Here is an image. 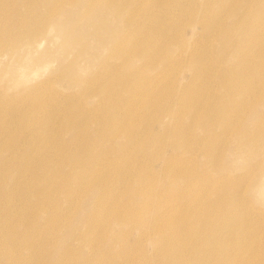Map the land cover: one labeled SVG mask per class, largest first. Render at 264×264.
Instances as JSON below:
<instances>
[{"label": "bare ground", "instance_id": "obj_1", "mask_svg": "<svg viewBox=\"0 0 264 264\" xmlns=\"http://www.w3.org/2000/svg\"><path fill=\"white\" fill-rule=\"evenodd\" d=\"M147 1L152 6V11L147 9L142 17L139 16L138 22L135 16L138 11L136 12V7L128 0H22L21 7L6 12L0 4V33L4 34L3 26L6 20L11 19L13 22L11 31L4 34L7 36L0 37V46L12 50L23 45L20 43H24L27 47L36 48L40 45L42 38L47 37L48 31L54 30L62 41L58 54L46 49L34 58V63L43 62V59L46 61L47 56L50 58L49 62L57 60L58 66L54 72L57 73V76L66 78L68 84L79 86L80 93L87 92L93 81L103 82L109 77L117 80L115 84L120 86L132 88L139 86L144 89L143 84L139 85L131 79L133 74L134 77H137V73H121L119 70V67L123 65L119 62L120 59L124 57L127 59L129 56V59L145 57L144 53L146 52L140 47H135V43H132L130 47L125 36L132 34V30L137 31L138 25H142L152 32V37L160 45H163L165 39L168 38V43H165V46H167L166 52L168 51V55L172 57L170 63L185 62L186 69H188L189 75L181 74L180 79L176 80L172 91L174 99L168 101L166 108L168 114L173 112L176 117L184 116L185 123H177V127H175L174 124L178 122L174 121L175 116H173L172 122L166 123V117L160 115L164 108H152V110H157L156 113L159 114L156 116L158 127L162 128L164 134H168L172 148L178 146L184 137L194 135V125H197L200 132L209 128H214L220 133L226 132L234 122L238 121L237 115L242 113L244 106L250 103L249 100H254L258 106L262 107L261 110L253 114L245 124L239 125L235 135L232 134L230 138L235 149L257 163L258 166L264 167V0H209V3L210 1L214 2L212 7H205L202 12L196 10L195 5L185 7L179 2L168 0ZM6 3L15 5L14 0H6ZM29 9L32 10L31 15L27 14ZM186 13L188 18L182 20L184 16L181 14ZM196 17L198 23H196ZM189 26L192 30L191 37L194 39L196 37L193 46L190 47L183 46V43H186L183 41V37L181 40L174 39L175 34L186 33L185 30ZM198 31L199 35H196ZM125 32L126 34L122 36V33ZM171 34V38L165 37ZM123 42L126 43V47L118 51L117 48ZM159 51L160 48H158ZM155 53V49L152 48L151 55L153 56ZM98 60H101L99 63L104 66V69L94 72L93 69L98 64ZM92 65H94L93 68ZM157 75L158 73L155 74V76ZM211 75L217 77V84L220 88L218 92L212 94L205 93L203 90V86H205L208 87V91H212V83L209 80ZM185 76H188L187 80H185ZM196 81L201 84V87L192 86ZM153 84H155L154 79H152ZM109 86L111 87V85ZM133 95L134 100L143 96L140 92H133ZM55 96H58V91L53 82H50L40 95L26 93L20 97V99L30 102V109L23 118L25 129H21V134L32 145L37 142L43 145L42 148L37 149L32 159L27 157L29 154H25V150L20 144L15 146V135L8 134L4 121H0V127H2L0 139L9 137L6 139L8 140L6 144H0V153L3 155L0 159V181L7 179L11 192L16 195L25 190L21 197L22 201H25L20 220L23 231L22 228L14 226L12 222L1 226L0 229L4 235L0 239V244L3 243L5 247L1 256L9 257L13 262L8 264H21L15 253L22 248L33 249L35 243L31 234L37 233L38 229L36 224H32V221L37 215L44 217L42 226L38 225L44 229V241L46 239L56 240L62 229L60 223L55 219L58 211L49 204L48 198L51 194L50 192L44 193V189L49 191L50 186L57 179L52 177L53 175L47 167L59 165L54 156L57 153L64 154V146L54 147L52 145L55 135L52 129H48L50 119L48 117L40 118L41 109L44 105L45 107L48 105L47 101L57 102ZM68 96L61 93L57 98L62 100L60 98L67 99ZM142 100H138L139 103ZM2 102L3 98L0 99V104ZM54 102L51 103L52 107L56 105ZM71 103L69 104L71 113L69 111L65 114V118L75 119V123H71L70 127L77 130L82 123L93 121L96 127L102 130L103 136L107 138L112 137L111 133L117 131L116 137L120 138L121 143L114 148L112 154L99 158L98 166L94 169L88 166L84 168L83 159L85 158L82 154L76 155L71 152L65 154L66 160H62L77 168V177H81L80 182L86 185L83 188L79 185L66 187L65 180L58 181L59 190L66 195L64 203L66 208L72 204L73 198L77 194L75 192H83L86 190L84 188L97 189L98 194L95 202L90 200L87 203L86 212L81 219L73 225L71 224L72 229L69 228L61 238L56 252L62 254V262L69 255L68 243L73 232L80 226H84V232L79 235V239L86 245L87 252L85 254L87 256L81 258L78 264H90L89 262L92 264H149L150 258L144 253L141 256H131V262L124 263L120 261V258L126 254L121 251L124 248L117 251L108 245V252L99 250L97 247V242L94 240L97 239V235L94 234L97 221L101 217H113L116 221L126 217L130 228L139 227L138 235L149 236L150 241L148 240L145 244L153 246L152 251L161 257L160 264H264V251H261L253 243L241 244L236 234L223 237L220 240L218 229H213V227L198 226L197 229L182 230L180 222L185 223L186 227L189 222H205L207 220L210 222L213 215L210 212L204 216L191 217L189 211L194 208L193 202L197 201L199 205L203 203V195L198 194L194 196L195 200L191 204L177 207L175 204H170L159 212L158 222L154 226L157 238L153 244L152 232L151 234L147 233L152 231V220L144 219L142 212L133 206H124L122 209L115 210L111 207L112 205L108 202L103 191L110 182L105 180V177H110L109 171L114 170L118 179H122V183H125L128 178L124 175L134 171L133 180L138 183L136 197L148 204V207L143 204L144 208H150L152 193L148 186L151 174L143 175L144 167H134L133 161L127 159V155L132 153L128 151L133 148L136 154L149 152L150 144L147 142L149 133L142 139L135 138V132L128 120L129 117L121 116L116 107L119 105L115 106L113 102H97L88 110V113L82 108L78 109L79 107L76 105L71 107ZM5 107L8 108L10 105L5 104ZM92 109H95L96 114L102 110L101 116H91ZM79 115L83 117H79ZM9 120L7 118L6 122ZM210 139V142L207 140L204 142L202 153L213 166L218 141L214 138ZM177 141L179 142L177 143ZM123 147L125 149H122ZM89 149L88 146H85L84 154H87ZM116 150L120 152L116 153ZM171 156L173 154L169 157ZM8 162L14 164L10 165ZM13 165L15 166L10 171L8 166ZM111 167V170L101 174L103 170ZM150 167L145 169L152 171V166ZM161 167L162 171L166 172L170 178V183L188 184L189 169L181 167L182 175L175 177L165 163ZM262 170L260 173L264 172ZM69 171L72 174V167ZM255 171L256 169H249L245 176L249 177ZM23 172L25 174L21 179ZM64 176L73 183L69 176ZM233 177L227 173L215 177L213 183L217 187L213 188L212 195L218 200L228 199L231 208L235 211L241 200L238 190L236 191L237 195L233 196L229 191V187L234 185L235 178ZM48 204L50 208H47ZM12 205L10 204L7 210ZM247 208L255 211V208L250 205ZM0 216L6 218L2 211H0ZM245 216L248 215L245 213ZM221 217L223 218L221 226H223L231 219L232 215L221 214ZM250 217L251 219L242 220L243 216H241L236 218L235 222L242 225L240 228H244L261 221V218L252 221L255 218L251 215ZM240 220L242 221L239 222ZM246 222L249 224H245ZM27 228L29 231L26 230ZM202 231L206 232H203L204 236L200 237L198 233ZM190 239H193L194 242H189ZM221 252L223 253L221 254ZM110 255H112V259L108 261Z\"/></svg>", "mask_w": 264, "mask_h": 264}, {"label": "rangeland", "instance_id": "obj_2", "mask_svg": "<svg viewBox=\"0 0 264 264\" xmlns=\"http://www.w3.org/2000/svg\"><path fill=\"white\" fill-rule=\"evenodd\" d=\"M15 5L6 3V0H0V4L3 7V10L12 11L22 6V0H14ZM131 4L136 7V19L138 22L139 16L142 17L147 9L152 11V6L149 5L147 0H128ZM179 2L182 6L188 7L195 5L194 7L199 12H202L205 7H212L213 1L209 0H168ZM5 5H4V4ZM36 10L34 9V12ZM27 14H32V10L29 9ZM199 14V13H198ZM182 20L188 18V14H184ZM198 16V15H197ZM196 23H198V18L196 17ZM13 27V22L11 19L6 20L5 25L3 26L4 34H7L11 31ZM139 28V29H138ZM135 29V27H132ZM146 30V31H144ZM138 31V32H137ZM136 30H132V34L125 35L122 33V36L125 35L127 41L130 44L135 43V47L142 48L146 53L145 57L142 59L130 58L120 59L121 65L119 70L121 73L134 72L138 76L134 77L132 75V81L137 84H143L144 89H141L139 86L132 88L130 86H120L115 84L117 80L112 77H109L105 81H93L92 85L87 89L85 93H80L81 90L79 86H74L68 84L66 78L57 76V73L54 72V69L58 66V61H50V58L47 56L46 61L43 59L38 63H34V58L42 54L44 50L48 49L54 54H58L59 45L62 42L61 38L55 34L54 30H49L47 37L42 38L40 45L36 48L27 47L24 43L18 48L8 49V47L0 46V99L3 98V102L0 104V121H4L5 129L8 134L15 135V146L19 144L25 150V154H29L27 157L32 159L37 149L42 148V144L37 142L32 145L25 137L21 134V129L23 127L24 117L26 112L29 111L30 102L25 99H20L26 93L39 94L44 90L45 86L53 82L55 89L58 91V96L60 97L61 93L69 95L67 99L60 98L59 100L55 96L57 102L52 100L47 101L48 105L41 109L40 118H49L50 126L48 129H52L54 133L53 143L54 147H63L64 154L57 153L54 156L55 161L59 163L57 167H47L48 171L52 173V177L57 178L54 180L50 186V190L44 189V193L50 192L51 196L49 199V204L54 206L58 211L55 219L61 225V230L59 231V236L56 240L44 241L43 234L44 229L42 223H44V217L42 215H37L32 224H36L38 229L37 233L33 232L31 237H33L34 246L32 250L22 248L17 251L15 254L20 260L21 264H78L81 258H86L87 248L82 240L80 241L79 235H82L84 232V226H80L73 232L68 248L69 255L66 257L64 262H62V254H57L56 249L58 247L61 238L64 233L70 228L72 229L73 223L78 222L83 214L86 212V205L89 201H94L97 198V192L94 188H84L86 189L83 192H75L76 196L73 198L72 204L66 208L64 203L66 201V195L62 193L57 183L58 181L65 180V186H81L86 187L84 183L80 182L81 177L78 176L77 168L70 164H66L62 160L65 159V154H70L71 152L76 155H84V168L85 166L95 168L98 166L97 160L103 156L112 154L114 148L121 143L119 137H116L118 132H112V137H105L102 134V130L96 127L93 121H87L82 123V125L75 130V128L70 127L71 123H75L73 118H65V114L68 113L73 105L78 106V109H81L88 113V110L93 107L97 102H113L119 110L121 116L129 117L128 120L131 122L132 130L135 132V138L142 139L147 133H149L147 142L150 144L149 152H142L141 154H136L135 149L129 150L132 152L127 155V159H131L134 163V167H144L143 175H150L149 190L152 193V201L149 204L150 208H144L142 205L145 204L142 199L141 201L136 197L138 194V183L134 182V171L125 174L124 177H128L125 183H122V179L119 180L114 170L105 169L101 172L110 174V177H105V180H109V184L105 186L103 191L105 192V197L108 202L112 205L115 210L122 209L124 206H133L138 208L142 212V217L147 221L152 220V231H148V234L152 232V243L155 244V239L157 234H155L154 226L158 222L159 212L170 204H175V206L191 204L195 200V195H203V203L199 205L197 201L193 202L194 208L189 211L191 217H200L204 216L206 213H213L212 217L205 222H189L188 227L185 226V223L180 222V227L183 231L188 229H197L198 226L202 227H213V229H218V234L220 240L223 237H230L233 234H236L238 240L241 244L253 243L258 246L261 251H264V172L260 171L264 167L258 166L257 163L253 162L250 158L244 156L240 151L234 148V143L231 141L232 134L235 135L236 131L239 128V125L245 124L248 120L251 119L253 114H256L257 111H260L262 107L258 106L254 100H249L250 106H244L242 113L237 115L238 121L223 133L218 132L214 128H209L206 131H198L197 125H194L195 129L194 135L190 137H184L182 142L172 148L171 139H169L167 133H163L161 127H158V122L156 116L159 115L157 110H152L154 107L164 108L161 116H165V122L170 123L173 120V116L176 114L167 112L168 101L174 99L173 88L176 85V80L180 79L181 74H188V69L183 63L171 64L172 61L171 55H168L166 52L167 46L165 43H168V38L165 39L164 44L160 43L152 37V32L142 25H138ZM183 35L175 34L174 39L181 40L183 37V46H193L194 37H191L192 30L189 26ZM0 33V37H5ZM173 34V33H172ZM171 35H166L165 37H170ZM199 35V31L196 33ZM169 38V39H170ZM172 39V41L174 40ZM174 42V41H173ZM126 43H121V46L117 48L119 51L121 48H125ZM152 48L155 49V54H152ZM158 48L160 51L158 52ZM49 59V60H48ZM93 69L94 72H99L104 69V66L99 63ZM86 62V61H85ZM37 64V65H33ZM48 64V66H47ZM96 64V63H95ZM94 65H92V68ZM158 73L157 76L155 74ZM185 80L188 79V76H185ZM152 79L155 80V84L152 85ZM210 82L212 83V91H208V87L203 86L205 93H215L219 91V86L217 84V77L210 76ZM115 84L114 86H112ZM111 85V87L109 86ZM193 87H201V84L196 81ZM179 89V88H178ZM180 90V89H179ZM133 92H140L142 97L139 99H133ZM144 98V99H143ZM143 99V100H142ZM138 100H142L139 103ZM122 101V102H120ZM148 101V102H143ZM248 101V102H249ZM54 102L56 105L51 106V103ZM6 105L10 107L6 108ZM93 110V111H92ZM91 110V116L96 117V115L101 116V111L96 114L95 109ZM75 112V111H73ZM71 113V111H70ZM118 114V115H119ZM79 117H83L79 115ZM176 117V116H175ZM180 117V119H178ZM176 117L174 125L177 127V123H185L184 116ZM10 119L6 122V119ZM2 127H0L1 129ZM10 135V136H12ZM20 135V136H19ZM9 137L0 139V144H6ZM210 138H214L218 141L217 153L215 156L214 165H210L209 161L203 156L202 148L203 144L207 140L211 141ZM204 139V140H203ZM179 141H177L178 143ZM46 145V144H45ZM88 146L90 151L87 154H84L83 148ZM122 149H125L123 147ZM198 149V150H197ZM119 150H116V153H119ZM127 152V153H128ZM169 157L170 155H172ZM165 155V156H164ZM0 153V159L2 158ZM61 161V163H60ZM124 162L125 160H121ZM165 163L166 166L171 170V173L175 177H180L182 175L180 168L189 169L188 174V186L185 184H176L174 182L170 183V178L166 172L162 171V164ZM12 165L14 163L8 162ZM13 166H8L11 171L14 168ZM152 171L146 170L145 168H151ZM72 167V174H70V169ZM92 169V170H93ZM249 169H256L255 173L251 176H245ZM264 171V170H262ZM30 170L27 172L29 175ZM92 172V171H91ZM90 172V173H91ZM258 172V173H257ZM89 173V174H90ZM230 174L234 176V185L229 187L231 196L237 195L236 191L238 190L241 202H238L237 208L234 211L230 206V201L226 198L220 200L214 198L212 195L214 189L217 186L213 183V179L219 175ZM260 173V174H259ZM25 172L21 174V179H23ZM67 175L71 178L73 183L70 181ZM250 175V174H248ZM89 176V175H88ZM77 177V178H76ZM76 178V179H75ZM28 179V178H27ZM6 182V183H5ZM76 183V184H75ZM187 186L186 188H184ZM24 191H21L20 194L16 195L11 192L7 179H2L0 181V211L5 213L6 218L0 216V229L1 226L12 222L14 226L22 228L23 226L20 223L21 212L25 206V201H22ZM27 197V195H24ZM24 199V198H23ZM21 201V202H20ZM13 204L10 209L7 210L8 206ZM46 205L47 208H50V205ZM38 206L39 204H35ZM250 205L255 208L254 210H249L247 207ZM10 210V211H9ZM9 211V212H8ZM63 213V214H62ZM245 213L248 215L245 216ZM62 214V215H61ZM87 214V213H86ZM221 214H231V219L223 224ZM250 215L255 219L252 221L261 218L259 223H253L249 227L240 228L242 225L236 224V218L243 216V219H251ZM6 219V220H4ZM240 220L239 222H241ZM72 224V225H71ZM245 224H249L246 222ZM26 230L29 231V228ZM69 230V231H70ZM132 230V232H129ZM139 227L130 228L128 220L126 217H122L121 220L116 221L113 217L103 218L101 217L96 223L95 235H97V247L99 250L108 251V245L114 250L119 251L120 248H124L121 251L126 252L123 258H120L121 262H131V256H141L146 254L150 260L149 264H160L161 257L158 254H155V251H152L153 246L145 244L148 240L150 241L149 236L138 235ZM28 233L27 231H25ZM206 231L198 233L200 237L204 236ZM86 235V234H85ZM84 235V236H85ZM3 232L0 231V239L3 238ZM41 240V242H38ZM93 240V239H92ZM37 241V244H36ZM95 242V243H96ZM189 242H194L193 239H190ZM152 247V248H151ZM216 247H218L216 245ZM142 249V250H140ZM5 251L4 244H0V264L13 263L10 261L9 257L1 256ZM223 252H221L222 254ZM112 255H110L108 261H111ZM82 261V260H81ZM92 264L91 262H89ZM85 264V263H84Z\"/></svg>", "mask_w": 264, "mask_h": 264}]
</instances>
